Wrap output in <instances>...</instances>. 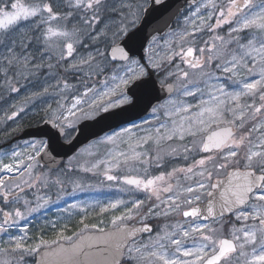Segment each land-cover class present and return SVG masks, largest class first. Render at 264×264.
<instances>
[{
	"label": "snow or ice",
	"instance_id": "6c2138e0",
	"mask_svg": "<svg viewBox=\"0 0 264 264\" xmlns=\"http://www.w3.org/2000/svg\"><path fill=\"white\" fill-rule=\"evenodd\" d=\"M169 13L0 0V133L38 125L0 147V264H264V0ZM65 197L78 230L31 235Z\"/></svg>",
	"mask_w": 264,
	"mask_h": 264
},
{
	"label": "rangeland",
	"instance_id": "374dc122",
	"mask_svg": "<svg viewBox=\"0 0 264 264\" xmlns=\"http://www.w3.org/2000/svg\"><path fill=\"white\" fill-rule=\"evenodd\" d=\"M13 102H17V101L14 100ZM0 103H3V102H0ZM22 117H23V121H24V118H30V117H32V114H31V112H28L27 114H22ZM136 122L140 123L141 120H137ZM0 138H5V136L2 133H0ZM97 195H102V194H97V193H90V194L78 193V194H76V197L79 198V199H82V200H89V199L95 198ZM72 200H73V197H65L64 199L59 201L57 204L51 205L48 209H46L50 213L52 211H54V210L57 211V212H55L54 215L50 216V218H49L50 221H57L59 223H65V222L69 223L68 224L69 232L67 233L69 235L72 234L73 231L78 230L79 225H78L77 222H78L80 217H79V214H73L71 219L69 220L68 217L66 216V214L61 211V209L66 206V202H72ZM34 218L38 220L39 219V214H37ZM95 220H96L95 214H92L90 216V219L88 221H86V223L95 222ZM30 234H32L31 231H30ZM47 239H50V238H47Z\"/></svg>",
	"mask_w": 264,
	"mask_h": 264
},
{
	"label": "water",
	"instance_id": "95a60500",
	"mask_svg": "<svg viewBox=\"0 0 264 264\" xmlns=\"http://www.w3.org/2000/svg\"><path fill=\"white\" fill-rule=\"evenodd\" d=\"M168 5L170 8V13H175L177 9H183L185 7V0H168ZM140 115H146L143 113H137L136 111H133L131 113L125 114V116H130L131 118L137 120L139 119ZM124 117H115L111 120L108 121H102L100 124H95L94 122H89L93 124V127L86 129L85 130V136L88 135L89 132H97L100 133L101 135L103 134L101 132V129H107L108 124H115L119 120L123 119ZM38 125L36 126H31L26 129H24L18 136L17 138H28L29 133L36 131ZM85 136H81L78 141L74 142L73 145L68 149V155H72L74 150H78L83 143L85 142Z\"/></svg>",
	"mask_w": 264,
	"mask_h": 264
},
{
	"label": "flooded vegetation",
	"instance_id": "af4514ba",
	"mask_svg": "<svg viewBox=\"0 0 264 264\" xmlns=\"http://www.w3.org/2000/svg\"><path fill=\"white\" fill-rule=\"evenodd\" d=\"M22 115V114H21ZM26 117V116H25ZM23 123V129L17 133H15L11 138L5 137V138H0V147H7L8 144H12L13 141L23 143V140L25 138H17V136L26 128L31 127V126H36V120L32 117L30 118H24ZM56 210L52 211L51 213L47 210H44L41 214H39V219L33 218V224L30 225L29 230L31 231V235L36 236V235H44V238H50L52 239L55 235L54 231L51 228L45 227V225L48 224L50 221V216L54 215ZM23 223V222H22ZM69 224V223H68ZM43 228V233L38 231V229Z\"/></svg>",
	"mask_w": 264,
	"mask_h": 264
}]
</instances>
